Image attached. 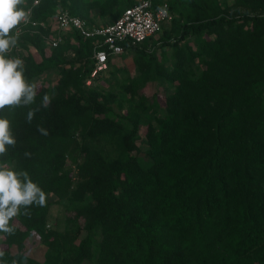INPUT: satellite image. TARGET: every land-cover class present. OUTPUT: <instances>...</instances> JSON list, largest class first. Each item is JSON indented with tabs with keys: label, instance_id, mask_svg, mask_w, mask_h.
<instances>
[{
	"label": "trees",
	"instance_id": "trees-1",
	"mask_svg": "<svg viewBox=\"0 0 264 264\" xmlns=\"http://www.w3.org/2000/svg\"><path fill=\"white\" fill-rule=\"evenodd\" d=\"M139 1L21 5L29 20L7 57L24 61L37 95L0 110L16 139L0 163L26 170L46 204L0 232V264H264V0H155L173 19L123 54L139 74L123 83L108 77L113 57L91 78L95 39L79 30L48 41L61 14L108 26ZM40 246L43 263L30 256Z\"/></svg>",
	"mask_w": 264,
	"mask_h": 264
},
{
	"label": "clouds",
	"instance_id": "clouds-1",
	"mask_svg": "<svg viewBox=\"0 0 264 264\" xmlns=\"http://www.w3.org/2000/svg\"><path fill=\"white\" fill-rule=\"evenodd\" d=\"M24 2L25 0H0V110L6 107H28L35 103L37 95L36 85L30 84L25 78L24 61L20 58L7 57V53L17 44V37L12 34L13 30L22 22L27 23L29 20L28 12L21 7ZM50 104V97L45 95L41 107L48 108ZM39 110L29 107L26 122L31 123ZM37 131L43 136L49 134L48 129L42 126H37ZM15 144L16 139L12 134L9 119L0 117V156L5 155L8 146L14 147ZM24 155L30 158L31 153L25 152ZM45 204V192L33 182L26 170L16 171L0 163V232L13 234L14 228L10 221L21 214V209H24V215H28L31 206L44 207ZM2 255L0 252V256Z\"/></svg>",
	"mask_w": 264,
	"mask_h": 264
},
{
	"label": "built area",
	"instance_id": "built-area-1",
	"mask_svg": "<svg viewBox=\"0 0 264 264\" xmlns=\"http://www.w3.org/2000/svg\"><path fill=\"white\" fill-rule=\"evenodd\" d=\"M173 19L168 3L155 8L154 0H140L138 4L127 9L121 17L108 26L91 27L86 20L61 14L52 25V32L58 34L49 43L57 48L63 41V31L75 28L87 39H95V69L92 78L109 69L110 58L123 55L128 49L138 46L155 36L162 25ZM88 85L91 84L89 81Z\"/></svg>",
	"mask_w": 264,
	"mask_h": 264
},
{
	"label": "rangeland",
	"instance_id": "rangeland-1",
	"mask_svg": "<svg viewBox=\"0 0 264 264\" xmlns=\"http://www.w3.org/2000/svg\"><path fill=\"white\" fill-rule=\"evenodd\" d=\"M100 25L103 26L104 23L101 20L100 21ZM147 51H159L158 47L157 50H155V48L149 46L147 48H145ZM30 51H32V53L34 52V50L30 49ZM170 52V51H169ZM27 54V53H25ZM127 54V53H126ZM161 56V54H159ZM133 57L131 55H128L125 59L123 58V55L121 56H116L113 59H115L116 63L118 64L117 66L119 67V72H115L114 74L110 73V75H108V77H114V75H118V80L119 82L123 83L125 82V77H129V78H133V77H137L139 74L136 73L135 71V65L133 63ZM115 63V64H116ZM106 74H100V80H103ZM51 82V86L54 85V83L57 81V76L56 75H52L49 77H47ZM150 83V82H149ZM102 85L105 86V84L101 83ZM47 85V84H46ZM145 94L148 96L149 100L151 101V103H153L155 100H158L161 102V104L163 103L162 99L160 97H162L165 94V90L163 88H161L158 84L156 83H150L148 84V87H146L145 89ZM160 96V97H159ZM124 112H127V108L124 110ZM140 143V141L138 142V144ZM146 147L143 144L142 145V150H145ZM142 158L147 159L146 154L142 153ZM57 208H55L53 210L54 213H56ZM83 236H85V233L83 234ZM47 253V248L45 246H40L39 249L33 251L32 253H30V256L32 258H34L37 262L39 263H43L45 261V256Z\"/></svg>",
	"mask_w": 264,
	"mask_h": 264
}]
</instances>
